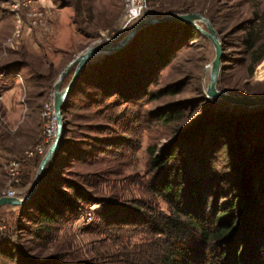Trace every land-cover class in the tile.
<instances>
[{"label":"rangeland","instance_id":"rangeland-1","mask_svg":"<svg viewBox=\"0 0 264 264\" xmlns=\"http://www.w3.org/2000/svg\"><path fill=\"white\" fill-rule=\"evenodd\" d=\"M147 3L143 17L182 10L209 16L224 49L220 89L243 96L264 95V0ZM124 16V0H0V195L11 186L18 189L19 197L29 193L51 145L42 155L28 157L26 152L45 138L50 122L45 104L54 95L56 81L65 67L95 42L123 38L137 22L123 30ZM157 30L146 39L150 47L161 44V37L171 40L168 30ZM214 57V45L203 33L184 41L149 88L158 94L174 85L177 92L154 99L149 95L122 97L113 90H102L95 75L79 77L67 101L64 152L55 164L49 163L45 180L49 184V176L58 179L65 192L72 189L62 186L63 182H74L90 192L92 201L79 200L81 210L55 223L45 238L36 234L35 207L38 198L58 194L55 188L43 187L45 194L34 196L28 205L4 206L0 264H136L137 260H156L166 238L150 234L142 214H170V209L151 192L155 169L150 166L149 152L154 148L160 154L179 145L185 134L215 118L233 119L232 135L224 137L209 127L210 132H200L183 145L185 150L178 146L185 152L188 175L207 182V215L214 217L217 210L225 208L236 190L233 180L248 173L252 181L254 177L253 187L261 203L239 215V223L229 220V225H234L231 237L204 243L188 236L185 245L195 248V264H264V230L260 228L264 225V162L256 164L259 156L253 152L258 141L254 135L264 136V115L256 120L258 130L246 126L249 117L263 106L248 108L208 97ZM75 69L67 74L61 90L69 85ZM161 109L182 110L183 115L164 123L157 117ZM213 139L220 144L212 147ZM232 142L238 147L236 154L227 148ZM13 162L20 163L19 183L11 175ZM233 163L241 165L240 174L232 169ZM112 215L117 217L115 221L110 220Z\"/></svg>","mask_w":264,"mask_h":264},{"label":"trees","instance_id":"trees-1","mask_svg":"<svg viewBox=\"0 0 264 264\" xmlns=\"http://www.w3.org/2000/svg\"><path fill=\"white\" fill-rule=\"evenodd\" d=\"M178 12L187 13L190 11H174V13ZM210 18L212 19V17ZM158 28L168 30L167 37L169 39L170 35L172 37L171 40H165L161 37V44L153 43L152 48L148 45L146 39L150 35V32L154 31V33H157ZM175 35H179V39ZM200 35L201 32L198 29L182 23H159L146 27L121 51L105 55L95 62L93 60L90 61L83 69L80 77L95 75L102 82V90H113L122 97L140 98L149 95L151 99H154L159 94H175L177 90L174 85L161 89L158 94H154L149 88L151 85L157 83L160 71L167 67L176 57L181 44L186 40H195ZM247 41L250 42V40ZM66 108L67 102L63 109L67 128ZM261 109L256 112L254 117L250 116L249 120L246 121V126L252 131L258 130L256 120L260 115H264V106ZM181 111L178 109H161L157 117L162 122L169 123L182 116ZM260 112L262 113L259 114ZM253 123L256 127H254ZM234 124L233 119L224 120L215 118L204 122L195 130L185 134L180 140L179 145L178 143L176 145L173 144L160 154H157L154 148L150 150V166L155 169L154 181L151 183V192L154 194V198H161L169 205L170 214H159L156 216H154L153 212L147 213L145 216L142 214V217L146 219L147 230L151 232L150 234L165 237L166 240L164 249L157 255L156 260H151V258H148L145 262L137 260L136 264H195V248H189L185 245L188 236L200 239L204 243H212L229 238L233 235L231 228L236 223H239L238 216L243 215L251 205L261 203L260 195L253 187L254 177L252 181L249 173L240 175L239 178L237 177L233 180L236 185L233 199L228 200L224 209L217 210L215 212L216 216L209 217L207 212L210 206V198L208 197L207 182H204L203 179L193 180L194 178L188 175L185 164L187 160L185 152H182L178 148V146L182 145V149L185 150L183 145L189 144L193 138L199 136L200 132L202 134L210 132L209 127H212L214 131L220 132L224 137H229L234 131ZM254 136L256 137V141L258 140L257 144L255 143L253 151L259 156L258 162L256 161V164H258L260 160L264 162V152H261L264 147V136ZM219 144L220 142L213 139L212 147H216ZM225 145H228V143ZM64 147L65 137L59 153L56 154L50 164L57 162L64 152ZM227 148L234 154L238 152V147L233 142ZM252 156L254 157L255 155L253 154ZM240 167L241 165L239 164L233 163L232 165L234 172L236 173L239 170V174L241 173ZM48 174L49 170L47 168L36 195H44L43 187L49 185L51 188H55L58 194L54 193L37 199L35 208L38 211V216L36 223L39 227L36 229V234L40 238H45L48 233H51L53 225L60 222L68 214L79 212L81 210L79 200L84 203L92 201L90 192L74 182L65 180L62 185L72 189V192L61 190L59 188V180H54L50 176L48 178L50 183L47 184L48 181L45 179ZM134 210L140 214L144 213L137 207ZM110 217L111 221L117 219L114 215ZM231 219L236 220L233 222L234 225L230 226L229 220ZM260 228L264 230V225H260ZM5 252H7L6 249ZM234 264H239V261Z\"/></svg>","mask_w":264,"mask_h":264},{"label":"water","instance_id":"water-1","mask_svg":"<svg viewBox=\"0 0 264 264\" xmlns=\"http://www.w3.org/2000/svg\"><path fill=\"white\" fill-rule=\"evenodd\" d=\"M159 23H182L191 25L203 33L207 38H209V40L214 45L215 57L209 67L210 82L206 88L208 97L221 99L234 105H240L248 108L264 106V95L243 96L237 92L220 89L219 82L222 71V62L224 59L223 43L220 39L218 31L207 16L200 12L147 15L139 19L123 38L119 40L114 38L101 41L99 40L79 53L65 67L55 83L54 112L57 121L56 137L40 163L33 182V186L29 193L24 197L0 196V208L4 206H25L29 204V202L38 192L42 176L49 163L53 160L56 154L59 153L63 139L67 133L63 109L85 66L95 58L121 51L134 40L136 35L141 30ZM73 67H76L73 79L64 90H61V83Z\"/></svg>","mask_w":264,"mask_h":264},{"label":"built area","instance_id":"built-area-1","mask_svg":"<svg viewBox=\"0 0 264 264\" xmlns=\"http://www.w3.org/2000/svg\"><path fill=\"white\" fill-rule=\"evenodd\" d=\"M124 1H125V16H124L123 30L132 23L141 19L148 10L147 0H124ZM44 113L46 118H48V120L50 121L46 128L45 138L34 149L28 150L26 152V155L28 157H32L35 154H39V155L44 154L46 147L52 145L54 138L56 137L57 123L54 112V95L45 104ZM19 167H20L19 162L12 163L11 175L16 183H19L21 180L19 178ZM0 196L19 197L18 189L16 187L11 186L8 189H6ZM3 213H4V209L2 207L0 208V219ZM2 228L3 226L0 221V243L2 241V235H1Z\"/></svg>","mask_w":264,"mask_h":264},{"label":"bare ground","instance_id":"bare-ground-1","mask_svg":"<svg viewBox=\"0 0 264 264\" xmlns=\"http://www.w3.org/2000/svg\"><path fill=\"white\" fill-rule=\"evenodd\" d=\"M56 123H57V121H56Z\"/></svg>","mask_w":264,"mask_h":264}]
</instances>
